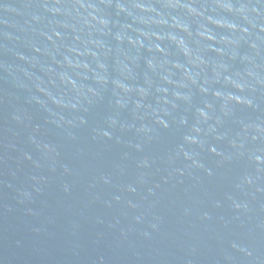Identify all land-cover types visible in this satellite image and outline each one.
Here are the masks:
<instances>
[{
  "label": "water",
  "instance_id": "1",
  "mask_svg": "<svg viewBox=\"0 0 264 264\" xmlns=\"http://www.w3.org/2000/svg\"><path fill=\"white\" fill-rule=\"evenodd\" d=\"M0 264H264V0H0Z\"/></svg>",
  "mask_w": 264,
  "mask_h": 264
}]
</instances>
